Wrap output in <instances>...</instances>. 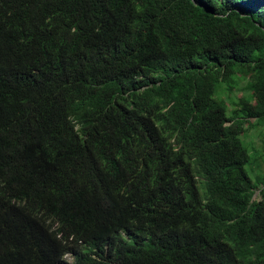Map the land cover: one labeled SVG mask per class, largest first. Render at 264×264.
<instances>
[{"label":"trees","instance_id":"obj_1","mask_svg":"<svg viewBox=\"0 0 264 264\" xmlns=\"http://www.w3.org/2000/svg\"><path fill=\"white\" fill-rule=\"evenodd\" d=\"M248 125L264 0H0V264H264Z\"/></svg>","mask_w":264,"mask_h":264},{"label":"rangeland","instance_id":"obj_2","mask_svg":"<svg viewBox=\"0 0 264 264\" xmlns=\"http://www.w3.org/2000/svg\"><path fill=\"white\" fill-rule=\"evenodd\" d=\"M244 85H245V81H242L239 85H237L233 89L232 92H229L227 90H224V92H223V89L221 87L219 89L218 96L222 97V92H223V96L228 98V102L230 104L231 103L230 102V96H237L238 95L239 97H241L243 95V93H245V91L242 90V87ZM231 108H233V106L230 104V109ZM250 125H248V127H247L248 131L242 136V139L244 140V143L249 147L251 156L257 157L255 151L259 152L262 155L264 154V132H263L264 130L260 126H258L257 128H253ZM251 164H252L251 162L248 164V169L252 168ZM260 169L264 172V163L263 162L261 164ZM256 173H260V171H259V169L255 168L254 174L251 173L252 177H254V175ZM257 196H258V192L256 191L254 193V197L256 198ZM73 259H74L73 255L68 254L67 256H65V263L70 264L73 261Z\"/></svg>","mask_w":264,"mask_h":264},{"label":"clouds","instance_id":"obj_3","mask_svg":"<svg viewBox=\"0 0 264 264\" xmlns=\"http://www.w3.org/2000/svg\"><path fill=\"white\" fill-rule=\"evenodd\" d=\"M67 255H68V254H67ZM67 255H66V256H67ZM73 257H74V256H73Z\"/></svg>","mask_w":264,"mask_h":264}]
</instances>
